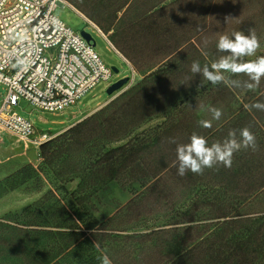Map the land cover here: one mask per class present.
<instances>
[{
	"label": "trees",
	"instance_id": "1",
	"mask_svg": "<svg viewBox=\"0 0 264 264\" xmlns=\"http://www.w3.org/2000/svg\"><path fill=\"white\" fill-rule=\"evenodd\" d=\"M217 1L230 40L235 32L249 36L251 28L257 38L264 34V0ZM151 112L142 90L122 94L40 144L38 168L24 165L0 181V196L41 175L50 186L32 204L0 218V264H101L104 255L111 264H264V179H233L236 170L216 167L212 178H231L213 180L225 184L204 186L202 195L183 201L199 188L197 173H178L177 147L190 143L172 137L171 126L131 136ZM129 176L141 191L130 189L133 197L109 217L89 212L97 191ZM75 179L68 193L64 184ZM154 216L166 220L142 225ZM128 229L150 231L122 234Z\"/></svg>",
	"mask_w": 264,
	"mask_h": 264
},
{
	"label": "crops",
	"instance_id": "2",
	"mask_svg": "<svg viewBox=\"0 0 264 264\" xmlns=\"http://www.w3.org/2000/svg\"><path fill=\"white\" fill-rule=\"evenodd\" d=\"M92 1L93 6L85 10L90 16L66 2L99 35L102 34L129 71V75L123 77L127 78L126 83L109 95L102 102V107L122 94L137 90H142L146 105L152 107V114L144 119L131 136L153 133L156 127V132H160L163 127L171 126V136L184 139V143H190L191 136L195 134L205 138L206 147L209 148L218 144L223 149L231 140L240 145L238 150H233L231 159L232 163L239 160L240 164H244L243 168L232 164L226 167L219 160L211 168L202 165V173L207 175L198 174V181L194 185L199 188L192 189L183 201L196 199L194 196L197 193L202 195L207 191L204 186L225 184L213 180L231 178L229 175L212 178L210 172L216 167L226 171L236 170L233 179L263 180L264 76H261L257 85L245 72L214 69L212 65L219 64L221 60L245 64L264 57V34L258 37L260 47L254 55L237 57L217 47L223 35L220 1ZM194 62L198 63L199 71H192ZM205 68L222 79L213 84L205 77ZM213 109L220 111L219 119L214 118ZM202 121L210 122L211 127H203ZM244 128H248L255 136L258 149L251 145L244 147L241 135ZM21 142L38 149L28 142ZM132 197L130 193L129 199ZM149 231L128 229L122 234Z\"/></svg>",
	"mask_w": 264,
	"mask_h": 264
},
{
	"label": "built area",
	"instance_id": "3",
	"mask_svg": "<svg viewBox=\"0 0 264 264\" xmlns=\"http://www.w3.org/2000/svg\"><path fill=\"white\" fill-rule=\"evenodd\" d=\"M65 5L71 8L65 0H0V86L5 90L0 132L36 148L51 136L14 111L20 99L40 112H62L113 74L94 48L54 15Z\"/></svg>",
	"mask_w": 264,
	"mask_h": 264
},
{
	"label": "rangeland",
	"instance_id": "4",
	"mask_svg": "<svg viewBox=\"0 0 264 264\" xmlns=\"http://www.w3.org/2000/svg\"><path fill=\"white\" fill-rule=\"evenodd\" d=\"M66 1L73 7L81 10L87 16H90V13L86 11L89 9V6H93L92 0ZM53 13L73 31L78 33L80 31H85L88 33L94 44L93 48L101 61L108 67H115L118 72L113 73L109 81L99 82L91 91L83 95L75 105L62 112H40L23 99L19 100L14 111L21 117L30 121L37 130L51 135L52 139L74 126L76 123L89 117L91 114L99 111L103 106L102 102L109 96L106 93L107 87L117 80L129 75L126 64L118 54L115 53L107 41L69 6H57ZM4 95L5 90L0 86V102ZM61 129H63L61 132H57ZM125 142L126 140L112 143L110 147H115ZM42 161L39 149H35L29 144H25L3 132H0V181L13 174L24 165H31L34 168H38ZM40 177V181L28 182L25 185L8 191L0 196V218L9 212L13 213L21 211L23 208L32 204L44 195L50 186L44 176L41 175ZM133 179L134 176H129L119 181H112L97 191L89 199V202L92 205V209H90L89 212H92L96 217L105 218L112 214L116 209L123 206L130 198V189L137 191L141 190L138 184L134 183ZM77 184L78 180L75 179L65 183L64 187L66 191L70 193L76 189ZM165 220L166 218L162 216H154L152 219L150 218L146 220V223L142 225L151 227L157 225V223H162Z\"/></svg>",
	"mask_w": 264,
	"mask_h": 264
},
{
	"label": "clouds",
	"instance_id": "5",
	"mask_svg": "<svg viewBox=\"0 0 264 264\" xmlns=\"http://www.w3.org/2000/svg\"><path fill=\"white\" fill-rule=\"evenodd\" d=\"M250 35L245 36L241 32L233 33L235 40H230L227 35H222L219 38L217 47L220 50L230 51L233 56H251L254 55L257 49L260 47L259 40L256 36L255 29H249ZM214 69L230 70L232 72H245L252 77L257 85L260 83L261 76H264V57H260L256 61L248 62L245 64L230 63L228 60H221L219 64H213ZM192 71H199L198 63H193ZM205 77L216 84L222 77L209 72L207 68L204 70ZM249 87H252L249 85ZM259 106V105H258ZM215 119H219L221 113L218 109H213ZM203 127H211V123L208 121L201 122ZM243 137L244 147L252 146L255 148L256 141L255 136L250 132L248 128H244L241 132ZM240 145L235 140H231L222 149L218 144L213 147H206V140L202 136L193 134L191 136L190 144L177 147V157L180 161V167L178 169L179 175L183 176L186 173V169H190L191 172L200 174L203 171L202 165L207 168H211L216 160L223 162L226 167H231L233 150H238ZM98 259H101L98 257ZM101 264H111L107 255H104Z\"/></svg>",
	"mask_w": 264,
	"mask_h": 264
},
{
	"label": "water",
	"instance_id": "6",
	"mask_svg": "<svg viewBox=\"0 0 264 264\" xmlns=\"http://www.w3.org/2000/svg\"><path fill=\"white\" fill-rule=\"evenodd\" d=\"M80 36L87 42L89 43L92 47H93V42L91 39V36L86 33L85 31H80L79 32ZM111 70L113 73H117V69L115 67H111ZM127 81V78H123V79H119L116 82L110 84L107 89H106V93L108 95H111L114 92H117Z\"/></svg>",
	"mask_w": 264,
	"mask_h": 264
}]
</instances>
